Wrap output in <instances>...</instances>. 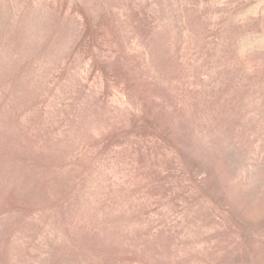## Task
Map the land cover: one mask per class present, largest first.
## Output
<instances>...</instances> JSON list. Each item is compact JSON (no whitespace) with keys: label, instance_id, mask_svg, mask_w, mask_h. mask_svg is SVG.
<instances>
[{"label":"rangeland","instance_id":"rangeland-1","mask_svg":"<svg viewBox=\"0 0 264 264\" xmlns=\"http://www.w3.org/2000/svg\"><path fill=\"white\" fill-rule=\"evenodd\" d=\"M0 264H264V0H0Z\"/></svg>","mask_w":264,"mask_h":264}]
</instances>
